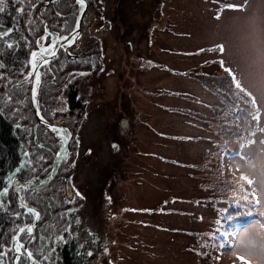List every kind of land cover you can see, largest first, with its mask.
Masks as SVG:
<instances>
[{"label":"rangeland","instance_id":"rangeland-1","mask_svg":"<svg viewBox=\"0 0 264 264\" xmlns=\"http://www.w3.org/2000/svg\"><path fill=\"white\" fill-rule=\"evenodd\" d=\"M69 1L79 8L77 0H43L38 10H62ZM87 1L93 8L84 17L79 53L97 55L101 49L103 58L92 76L74 78L80 104L73 103L69 113L51 110L56 123L75 130L76 140L57 171L60 182L42 192L54 205L62 203L52 209L66 216V228L43 230L54 235L46 250L52 253L58 244L74 254L79 249L78 264H264V147L248 134L243 118L228 113L240 90L232 76L223 75L225 66L264 98V0ZM0 7L7 10L0 12L2 21L11 25L13 17L22 39L39 24L41 33L47 29L43 11L39 18L28 11L16 17ZM103 25L107 33L100 32ZM10 69L4 68L8 74ZM239 98L248 108L250 100ZM235 122H243L239 134L229 131ZM223 125L226 134H235L234 142L220 135ZM47 138L52 143L45 141L46 149L53 150ZM245 138L255 141L248 153L235 148ZM39 154L52 159L45 149ZM38 173L23 178L35 180ZM217 197L226 206L213 205ZM213 207L233 220L228 231L215 221ZM68 210L75 213L68 216ZM45 223L39 213L31 237ZM37 244L32 252L41 263L56 264L53 253L43 259ZM24 248L26 242L18 240L11 260L20 259Z\"/></svg>","mask_w":264,"mask_h":264},{"label":"trees","instance_id":"trees-1","mask_svg":"<svg viewBox=\"0 0 264 264\" xmlns=\"http://www.w3.org/2000/svg\"><path fill=\"white\" fill-rule=\"evenodd\" d=\"M19 1H21L22 3V0H3V3L0 4L9 11L13 12L16 17L22 15L23 12L25 13L27 11L30 12L31 15H35L37 18L40 17L39 14H42L43 10L41 9L39 11L38 7L39 3L43 0H27L29 3L24 6H22L21 3H18ZM58 4L59 2H57V5ZM65 4L66 5L61 7L62 10L50 8V10L48 9L46 11H43V13H46L45 15H43V21L46 23L48 29H52V24L54 21H60V24L61 22L68 24L67 31H70L78 5L76 4V2L72 4L70 3V1ZM88 8H91L92 10L93 6L88 5ZM5 11L7 12V10ZM11 20V25H7L6 23L3 24V26H1L0 20V28L5 29L4 33H8V35H4V38H0V46L3 48L2 56L0 57V264H7V262L11 260V250L9 248L5 252V247L9 243V238L12 235L13 231L18 226L21 227L32 221V213L30 211L26 213L19 209L16 205V199L10 191L11 187L9 188L7 184V178L9 177L10 173H14L15 175L23 177L24 174L30 172V170H39L45 176L49 171V165L51 161L48 162L49 157L39 154V151L41 149H45L47 151L52 150V148L50 147L46 149L45 141H47L50 145L52 142L47 137L53 139V137L44 128L39 125L34 126L35 120L32 116L29 108V103L27 101L26 89L28 83L24 81L25 69L22 70L26 63L25 58L27 56V51L25 54H19V52H17V43L21 40L19 39V35L15 29L16 22L14 21V18L12 17ZM95 20L96 18L92 19V21ZM83 21L84 20H82L81 30L85 29ZM89 22L88 26L90 25ZM98 23L99 21L95 22L93 26L98 25ZM88 26L87 28H89ZM106 26L107 25L99 27V30L101 31V29ZM37 31L39 32L33 35L31 39V46L36 40H40L42 38L40 24ZM9 45H11V47H9ZM28 46L29 45H27V47ZM31 46H29V48ZM91 57L93 58L94 55H91ZM77 60L81 61L79 58L76 59L75 57L74 59H72L70 64H66V62L63 61L61 57L58 58V56H56L55 59L52 60L53 63H49L48 67L46 68V79L50 75L53 76L51 77V80L47 85L48 89L45 96H42V100L37 105L40 113H42L44 118H46L48 121L55 122L54 120L57 118L56 114L52 113L51 111L54 106L64 113H69L72 111L71 108L73 103L80 104L81 102V96H76L78 83L74 84L73 82L74 78L79 77L75 74V69L78 68L79 65H81V62H77ZM90 61L91 59L86 60V62ZM4 68H11L9 70L11 74H8V72H6ZM5 74L8 75L4 76ZM223 75L228 77L227 74ZM3 86L4 90H2ZM6 88L8 89V91H6ZM5 91L6 93H4ZM52 114L53 117L52 119H50L49 116ZM241 118H243V121L247 123V127L257 128L256 119L252 117H246L245 115H242ZM242 123H237L235 126L237 134H239L243 130ZM224 130L225 126L223 125L222 127H220V135L224 137L226 141L234 142L235 134L228 135ZM200 135L202 134H196L194 135V137L198 141H200L203 139V137ZM206 139L207 141L210 140L209 138ZM29 144L34 145V148L27 147ZM54 145L56 146L55 142ZM245 146L246 139L244 140L243 145H239L235 148L244 149ZM216 148H218V146L213 147L212 149L215 150ZM21 154H24L25 164L22 169L17 172L15 170V167H17L21 161ZM33 157L34 159H32ZM64 162H67V160H64ZM61 167L62 164L60 165V167H58V170ZM64 175L65 177L63 178V182H65L66 180V174ZM60 179L61 174H58L56 175L55 179H53L49 184L54 185L56 181L60 182ZM3 183H5L4 186ZM5 189L7 190L6 192ZM44 191H41L38 193V195H36V203L34 204V206H36L40 213V219L42 221H46V223L42 226V228L40 226L41 229L39 228L40 231L38 236L35 235L34 238L30 237L29 232L26 231L25 236L19 238V240H23L26 242L27 251L31 253V256L36 260L39 257L35 256L34 252H32L34 249V246L32 248V244L34 243L39 244V253L43 257V259H46L49 254L53 253V259L56 261V264H78L80 258L79 249H77L78 254H74V252L70 251V248L65 249L58 244V246L53 247L55 250H53L52 253L51 251L48 252L46 250L47 246L49 247V245L52 244L51 240L54 242V235L47 236L43 232V230H46L49 226L56 227L58 231L63 229V219H65L66 216L65 214H59V211L56 210L61 207L62 203L56 201L54 205V200L52 198L50 199L42 194V192ZM25 194L26 193H23L22 197L26 199ZM218 201L219 197L213 199L212 204L221 207L226 206L227 202L225 204H220L218 203ZM54 207H56V209L53 210L52 208ZM213 208L215 221L224 225L225 230L228 231L229 226H231V224L233 223V220L226 217V212L225 210L223 211L222 208ZM38 244L35 246L37 247ZM68 245L70 246V244ZM20 261L22 264H24V262L29 263L30 257L24 253L20 258Z\"/></svg>","mask_w":264,"mask_h":264},{"label":"flooded vegetation","instance_id":"flooded-vegetation-1","mask_svg":"<svg viewBox=\"0 0 264 264\" xmlns=\"http://www.w3.org/2000/svg\"><path fill=\"white\" fill-rule=\"evenodd\" d=\"M52 2H54V1H52ZM0 20H1V26H3V24H5V23L2 21L1 18H0ZM82 20H84V19H82ZM74 23H75V21H73L72 25ZM81 24H82V22H81ZM53 28H54L55 32L57 33V35L59 37H61L62 42L64 43V46H63V49L61 51V54H60L59 58L61 57V59L66 62V64H70L72 59H73L72 53H73V49H74V51H76V52H74L75 56H76V59L79 58L81 60V61L77 60V62H81V65H79L78 68L75 69V74L76 75H81V73H83L85 70L89 69L92 66V64L94 63V57L93 58L91 57V55H93V53H79V51L81 50L79 46L76 47L75 45H73L70 42H68L70 40L66 41L65 39H63V38L68 37V36L71 37V32L67 31L68 30V24L63 23V22H61V24H60V22H58L56 25H53ZM18 30H19V28H18ZM36 32L37 31H35V34H36ZM18 35H19V39L21 41L17 43L18 44L17 52H19V54H22V53L25 54L26 51L28 50L29 46H31V39H32L33 35L32 34H29V35H26V36L24 35V38H27V39H24V38L22 39V36H20V33ZM87 44H88V42H87ZM27 45H29V46L27 47ZM0 50L2 52L1 46H0ZM25 59H26V65H24L22 70L25 69V73H24L25 79H24V81H26L28 83L27 89L30 91L31 89L36 88V90H38V92H39V93H36V96L39 97V98H42V96H45V94L47 92L48 83L45 82L43 79L39 80L38 83H37V81L33 82L32 80L36 78L37 65L40 64L41 62H44L42 64V66H43L42 70L45 73L46 68L48 67L49 63L48 62L45 63V61H47V60L43 56H41L38 60L29 59V58H25ZM87 59H91V61L90 62H86ZM37 62H39V63H37ZM33 64L36 65L35 69L33 68ZM52 76L53 75H50V77L47 78L46 80H51ZM27 78H29V79L27 80ZM70 210H68L66 212L68 216H72V214L75 213V211H70ZM63 224L65 225V220H64ZM65 228H66V225H65ZM34 232H35V227H34L33 233ZM29 234H30V237H31L32 233L29 232ZM66 243L69 244L68 242H66ZM39 261H40V264H41V260L40 259H39Z\"/></svg>","mask_w":264,"mask_h":264},{"label":"bare ground","instance_id":"bare-ground-1","mask_svg":"<svg viewBox=\"0 0 264 264\" xmlns=\"http://www.w3.org/2000/svg\"><path fill=\"white\" fill-rule=\"evenodd\" d=\"M55 1H59V0H55ZM77 1H78V0H77ZM45 5H46V4H45ZM79 8H80V7H79ZM79 8H78V9H79ZM87 8H88V5L84 8V12H83V15H82V18H81V21H80V25H81L82 19L84 18L85 14H86V12H87ZM77 15H78V14H77ZM76 17H77V16H76ZM75 20H76V18H75L73 21H75ZM0 31L2 32V33L0 32V37H1V38H4L3 33H4L5 29L0 28ZM67 38H68V40H70V43L73 41V36H72V35H71V37L68 36ZM37 63H39V62H37ZM43 63H44V62H41L40 64L37 65V71H36V73H37V72L39 73V80L43 79L45 82H47V83L49 84L50 80H46L45 73H44L43 70H42V67H43L42 64H43ZM49 77H50V76H49ZM49 77H48V78H49ZM32 81H33V82H36V78L33 79ZM30 92H32L31 99H32V102H33L34 106H35V104H39V102L42 100V98H39V97L36 96V93H39L38 90H36V88L31 89V90L29 91V95H30ZM35 107H36V106H35ZM35 107H34V108H35ZM34 211L36 212V216L34 217L33 221H31L30 223L25 224V225H23V226L20 227L21 229H24V232L28 231V229H31V231H28V232H30V233H33V231H34V227L36 226L37 221H38V218H39L38 210H37V209H34ZM37 214H38V216H37ZM18 240H19V238L15 240V242H14V246H15V243H16ZM14 246H13V248H14ZM24 252H25L27 255H28V253H29V252L27 251V248H24ZM28 256H29V255H28ZM29 257L34 261L33 257H31V256H29Z\"/></svg>","mask_w":264,"mask_h":264},{"label":"water","instance_id":"water-1","mask_svg":"<svg viewBox=\"0 0 264 264\" xmlns=\"http://www.w3.org/2000/svg\"><path fill=\"white\" fill-rule=\"evenodd\" d=\"M79 7H80V8H79V11H78V15H77V17H76V20H75V23H74V26H73V30H72V32H71V35H72L73 37H75V35L77 34V32H78V30H79V27H80V21H81V18H82L83 12H84V8H85V0H84V4H83V5H81V4L79 3ZM31 96H32V92H30V95H29V97H30V106H31V109H32L33 115H34V117H35L37 123H38V124L40 123V124H42V125L45 126V127H55V128H57L58 126L48 124V123H46L45 121H43V120L39 117V115H38L36 109L34 108L35 106H34V104H33V102H32ZM61 151H62V150H61ZM59 159H60V154L57 156V159L55 160V162H54V164H53V168H52V170H51V172H50V175L48 176L47 179H49V178L52 176V174L54 173V171L56 170V167H57V164H58ZM17 199H18V198H16L17 203H20V202H18ZM17 234H18V232L15 234V236H17ZM15 236H13V237H15ZM12 243H13V239H12Z\"/></svg>","mask_w":264,"mask_h":264},{"label":"snow or ice","instance_id":"snow-or-ice-1","mask_svg":"<svg viewBox=\"0 0 264 264\" xmlns=\"http://www.w3.org/2000/svg\"><path fill=\"white\" fill-rule=\"evenodd\" d=\"M78 2L81 4V5H83L84 4V0H78ZM0 3H3V0H0ZM4 9H3V7H0V12H2ZM3 35H8V33H3ZM63 39H65L66 41H68V38L67 37H65V38H63ZM68 42H70V41H68ZM9 47H11V45H9ZM42 51H44V52H49L50 50L49 49H43ZM50 54L52 55V56H55V52L54 51H51L50 52ZM36 53H33V57L35 58L36 57ZM47 61H45V63H46ZM35 67H36V65L35 64H33V68L35 69ZM81 75H85V73H81ZM36 81H37V83L39 82V73L37 72L36 73ZM118 146L117 145H113V148H117ZM7 190L5 189V192H6ZM29 211L31 212V211H33V210H31V209H29ZM37 216H38V214H37ZM21 231H24V229H21ZM28 231H31V229H28ZM28 255L29 256H31V253H28Z\"/></svg>","mask_w":264,"mask_h":264}]
</instances>
